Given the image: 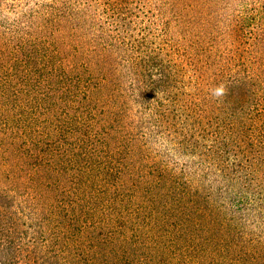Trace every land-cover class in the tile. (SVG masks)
<instances>
[{
    "label": "trees",
    "instance_id": "obj_1",
    "mask_svg": "<svg viewBox=\"0 0 264 264\" xmlns=\"http://www.w3.org/2000/svg\"><path fill=\"white\" fill-rule=\"evenodd\" d=\"M0 264H264V0H0Z\"/></svg>",
    "mask_w": 264,
    "mask_h": 264
}]
</instances>
